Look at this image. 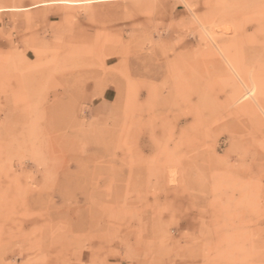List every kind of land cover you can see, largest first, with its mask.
Here are the masks:
<instances>
[{
	"label": "rangeland",
	"instance_id": "374dc122",
	"mask_svg": "<svg viewBox=\"0 0 264 264\" xmlns=\"http://www.w3.org/2000/svg\"><path fill=\"white\" fill-rule=\"evenodd\" d=\"M0 8V264H264V0Z\"/></svg>",
	"mask_w": 264,
	"mask_h": 264
},
{
	"label": "bare ground",
	"instance_id": "6f19581e",
	"mask_svg": "<svg viewBox=\"0 0 264 264\" xmlns=\"http://www.w3.org/2000/svg\"><path fill=\"white\" fill-rule=\"evenodd\" d=\"M1 10H4L3 8H0V11ZM215 44V43H214ZM215 46V45H214ZM220 54L222 55V57L224 58V60H225V62H227V64H228V66H229V68L235 73V75H237L238 77H239V75H238V73L236 72V70H235V68H234V66L232 65V63L230 62V60H228L227 58H226V56L222 53V51H220ZM239 79H240V77H239ZM254 94H255V86H253L249 91H247L246 93H244L241 97H240V102H243L244 100H246V99H248V98H250V97H252V96H254ZM173 172H174V170H172ZM175 173V172H174ZM171 175V174H170ZM172 178H173V176H171ZM175 178V177H174ZM173 180V179H172Z\"/></svg>",
	"mask_w": 264,
	"mask_h": 264
},
{
	"label": "crops",
	"instance_id": "0c3cea01",
	"mask_svg": "<svg viewBox=\"0 0 264 264\" xmlns=\"http://www.w3.org/2000/svg\"><path fill=\"white\" fill-rule=\"evenodd\" d=\"M69 1H71V0H69ZM75 1H80V0H74V2H75ZM84 1H86V2H91V1H94V0H83V2H84ZM81 2H82V1H81Z\"/></svg>",
	"mask_w": 264,
	"mask_h": 264
}]
</instances>
